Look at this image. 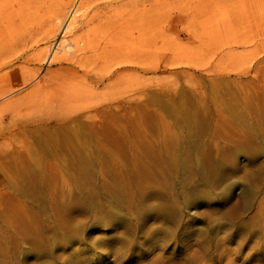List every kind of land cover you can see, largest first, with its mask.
Segmentation results:
<instances>
[{"label": "rangeland", "instance_id": "rangeland-1", "mask_svg": "<svg viewBox=\"0 0 264 264\" xmlns=\"http://www.w3.org/2000/svg\"><path fill=\"white\" fill-rule=\"evenodd\" d=\"M75 2L0 0V264H264V0Z\"/></svg>", "mask_w": 264, "mask_h": 264}, {"label": "bare ground", "instance_id": "bare-ground-1", "mask_svg": "<svg viewBox=\"0 0 264 264\" xmlns=\"http://www.w3.org/2000/svg\"><path fill=\"white\" fill-rule=\"evenodd\" d=\"M87 2H89V0H78V2H75L73 7L66 12V15H64V19L66 18L65 25L71 23L72 19L75 17V14L77 12V8L80 5L86 4ZM62 4L63 3H61V5H58L59 6L58 7V13L56 14V18H58V19H59L60 15H61V13L63 11L62 7H61ZM63 6H67V4L65 3ZM177 17L181 18V16H177ZM72 28H74V27H72ZM72 28H71V30H72ZM51 32H54V29H52ZM87 44H88L87 41H83V40H79V42L76 41L75 45H73V43H72V45L74 46L73 49H76L77 51H84L85 47L87 46ZM108 44H109V47H107V49H109V50H111L113 52L118 48L117 43H112L111 36L108 37ZM70 47H71L70 45L67 46L65 41H62L61 39L60 40H55L54 43L52 44V46L50 47V49L48 50V57H47V60H46L47 63L60 62V61L64 60L65 53H66V51H68V48H70ZM116 64L119 65L120 63H116ZM158 64H160V63H158ZM155 66H157V65L154 64V65H150L149 67L146 66L147 67L146 70L155 69L156 68ZM115 73H117V72L114 70V73H111L110 75L113 76ZM110 75L109 76L108 75H104V74L102 76H98L97 75L93 79H95V83L99 84V83H103L105 80H109L110 78H112Z\"/></svg>", "mask_w": 264, "mask_h": 264}]
</instances>
